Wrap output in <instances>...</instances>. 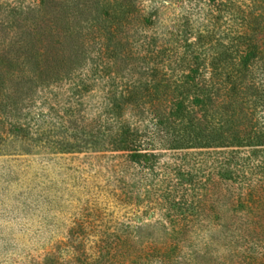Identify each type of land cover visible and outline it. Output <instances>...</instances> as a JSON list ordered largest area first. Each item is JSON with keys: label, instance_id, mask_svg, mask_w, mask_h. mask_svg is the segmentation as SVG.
I'll return each mask as SVG.
<instances>
[{"label": "trees", "instance_id": "1", "mask_svg": "<svg viewBox=\"0 0 264 264\" xmlns=\"http://www.w3.org/2000/svg\"><path fill=\"white\" fill-rule=\"evenodd\" d=\"M34 1L33 6L19 7L12 21L0 17V140L8 131L34 141L20 112L36 104L35 93L40 96L49 85L73 79L74 89L83 93L101 79L107 82L100 86V106L110 116L90 121L79 115L77 106L63 107L64 114H59L52 105L64 129H79L93 137L94 144L124 151L129 161L150 160L151 155L141 151L143 131L123 118L130 111L139 123L148 112L157 130L149 142L158 136L175 148L248 147L243 163H256L264 173V115H259L264 109V0L238 6L231 16L237 7L229 0H181L202 13L196 32L188 16L168 28L163 11L157 6L148 11L145 0ZM158 24L166 29H152ZM188 35H195L196 41ZM123 65L130 77L118 91L116 78ZM183 65L189 73L183 72ZM144 93L146 101L140 99ZM215 110L228 114V122L216 123ZM209 117L210 133L202 134ZM237 152L220 161L217 173L223 180L243 181L239 193H231L234 204L242 206L240 214H233L241 224L231 232L236 259L231 264H264V185L240 173Z\"/></svg>", "mask_w": 264, "mask_h": 264}, {"label": "rangeland", "instance_id": "2", "mask_svg": "<svg viewBox=\"0 0 264 264\" xmlns=\"http://www.w3.org/2000/svg\"><path fill=\"white\" fill-rule=\"evenodd\" d=\"M166 1L145 0V5L148 11L154 6L162 10L170 29L185 22L184 16L192 20L194 32L201 29V12L192 11L187 1L171 0L172 5ZM229 1L237 7L229 16L238 12V6L259 4V0ZM34 3L0 0L8 5L0 7V17L12 21L13 14L21 12L19 7ZM200 6L207 8L203 2ZM152 29L166 27L158 24ZM187 39L196 41L195 35ZM225 65L222 61L228 71ZM123 67L116 78L118 91L129 82L130 73ZM206 71L208 76L209 65ZM183 72L189 73L187 65ZM74 80L49 85L40 96L35 93L36 104L20 112L34 141L8 131L0 140V264L234 263L231 232L241 222L233 214L236 210L240 214L242 206L234 204L231 193H239L243 181L223 180L217 173L220 161L238 151L240 173L253 184L264 185V173L256 163H243L249 148H175L158 136L149 142L157 133L153 116L145 112L138 123L126 111L123 118L143 131L142 153L151 155L150 160L129 161L124 151L94 144V138L83 136L79 129L60 125L52 105L59 114H64L63 107L77 106L79 115L90 121L104 114L101 87L107 80L97 79L83 93L74 89ZM148 98V93L140 95L142 101ZM214 118L222 124L229 115L215 110ZM204 127L202 134L210 133V117Z\"/></svg>", "mask_w": 264, "mask_h": 264}]
</instances>
